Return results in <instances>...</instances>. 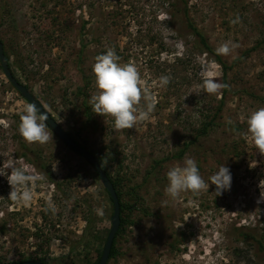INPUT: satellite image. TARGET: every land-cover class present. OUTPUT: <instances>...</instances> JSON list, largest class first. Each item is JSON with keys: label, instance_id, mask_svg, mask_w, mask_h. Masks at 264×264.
Returning <instances> with one entry per match:
<instances>
[{"label": "rangeland", "instance_id": "1", "mask_svg": "<svg viewBox=\"0 0 264 264\" xmlns=\"http://www.w3.org/2000/svg\"><path fill=\"white\" fill-rule=\"evenodd\" d=\"M176 1L0 0V39L19 82L68 134L111 160L108 167L122 180L124 202L133 203L128 193L142 185L132 223L118 239L120 254L109 264H264V254L236 236L244 227L264 233V155L232 130L241 125L245 132L247 116L264 107V0H188L191 19L215 50L227 41L239 45L221 55L223 60H242L228 72L230 91L219 125L183 158L156 166L192 141L223 93L201 90L205 78L222 83V68L195 46L183 16L172 7ZM108 48L120 63L138 67L155 98L150 117L132 129L116 130L112 117L96 115L89 104L97 92L92 65ZM161 76H170V83L160 86ZM85 99L92 110L89 124ZM28 104L0 69V173L10 174L7 167L14 164L44 177L29 183L32 200L24 204L9 197L7 175L0 174V227L8 223L7 234L0 235V258L9 262L39 254L53 264H85L86 256L94 261L112 227L111 202L90 166L51 129L53 140L44 144L20 136ZM188 158L206 182L224 164L230 188L216 195L210 184L199 194L166 196L167 171ZM48 201L55 213L45 210ZM91 213L99 239L87 248L82 238Z\"/></svg>", "mask_w": 264, "mask_h": 264}, {"label": "clouds", "instance_id": "2", "mask_svg": "<svg viewBox=\"0 0 264 264\" xmlns=\"http://www.w3.org/2000/svg\"><path fill=\"white\" fill-rule=\"evenodd\" d=\"M237 21H233L236 23ZM238 44L227 41L221 44L216 52L218 55H229ZM121 58L113 48H108L104 54L95 57L92 65V72L95 78L96 94L92 95L89 104L96 115L101 117H112L114 128L118 131L132 129L139 122H143L150 117L155 110V98L149 88L143 86L140 71L134 63H120ZM170 76L159 78L160 86L170 83ZM227 85L220 83L215 78H205L201 85V90L209 95L218 94ZM48 115L41 113L35 104H28L20 117L18 131L20 136L29 144H44L53 140V133L48 131ZM229 124L232 121H228ZM247 129L241 133L245 138L252 141L257 151L264 155V107L252 111L246 118ZM11 173L7 175L11 192L9 197L18 203L28 204L32 200V192L29 183H35L43 179V176L29 175L23 167L14 164L8 165ZM166 177L168 184L164 191L165 195L176 200L181 193L191 192L199 194L208 191L209 185L216 186V195L222 190H227L231 185V173L229 168L220 165L218 170L206 182L201 176L197 162L188 158L183 166L170 168ZM46 211L55 213L56 207L48 201ZM102 215L103 213L100 212Z\"/></svg>", "mask_w": 264, "mask_h": 264}, {"label": "trees", "instance_id": "3", "mask_svg": "<svg viewBox=\"0 0 264 264\" xmlns=\"http://www.w3.org/2000/svg\"><path fill=\"white\" fill-rule=\"evenodd\" d=\"M188 3H189L188 0H179V1L173 2L172 3V7L176 8L177 11L183 16V19H184L183 22H184L189 34L192 37L195 38V46L197 48H199L203 53L212 56L213 59L215 60V62L218 63V65H220V67L222 68V72H223L222 83L227 85V87L223 89L222 99L220 101V104L217 106L216 110L213 111V113L211 115H207L206 120L197 129L196 135L194 136L192 141L190 143L186 144V147L183 148L182 150H180L179 153L174 154V155H172L170 157L164 158L162 160L156 161V166H160V165L170 161L171 159H181V158H183L185 153L187 152L186 151L187 148H190L191 145L195 144L200 138L208 137L210 135L211 131L219 125L218 120H219V118L221 116V113H222V110H223V106L225 104V98H226V96L228 95V93L230 91V89L228 87V72L235 65H237L238 62H240L242 60V58L236 59L232 64H229L228 62L223 60L221 55L217 54L216 50L210 45L209 40L207 39V37L203 34V32L196 26V24L191 19L190 11H189V4ZM174 12H170V13H168V15L173 18V17H175V13ZM4 49H5V46H4ZM5 54H6L8 63L10 65V68L12 69L11 57L8 54V52L6 51V49H5ZM0 69L3 71L1 63H0ZM12 72H13V70H12ZM80 72H82V71H80ZM13 74L16 77L15 72H13ZM82 74H83L84 78H86L85 74L83 72H82ZM18 81H20V80L18 79ZM12 87L17 91V93H19V95L21 96V98L23 100L28 102L13 85H12ZM27 88L30 89L28 86H27ZM262 100L264 101V98H262ZM83 106H84L85 115H86V124H89L91 122V120H92V110H91V107L88 104L86 99H85V101L83 103ZM48 128L51 129L49 124H48ZM232 130H233V132H238L240 134V133H242L243 128H242L241 125L232 126ZM69 135L81 147L89 150L97 158V160L99 161V163L102 166L103 170L107 173V175L111 179L112 183L114 184V187L116 188L118 196H119V199H120V203H121V227H120V230L117 233V236H116L115 241H114V245H113L112 252H111V257H110V260H109V262H110L111 260L116 259L118 257V255L120 254V250L118 248V239H119L120 236L125 234L127 226L132 223V221L129 219V217L137 209V202L140 199L139 191L141 190L142 185L135 186L129 191L128 195L130 196V198L133 199V203L124 202V199H123L124 197H123V192H122V187H123L122 186V184H123L122 180L120 179L119 175L114 177L112 175V173L110 172V169L108 167V162L111 161V160L108 157H106L104 155H101V153H99V152L95 151L94 149H92L91 146L89 145V143H87V141H85L84 143H81L72 134H69ZM75 154H77L79 157H81L83 160H85L78 153H75ZM23 156H24V158L27 161L35 164L34 161L27 155V153H24ZM85 162L90 166L91 175L94 178H96L98 180H101L99 175H98V173H97V171H96V169L91 165V163H89L87 160H85ZM42 168L43 169L45 168L44 165H42ZM155 169H156V167L153 168V170H155ZM152 172L151 171L149 172L148 176L145 179V182H147V180L149 179V176L151 174H153ZM105 192H106V194H107V196H108V198H109V200L111 202V206H112L113 213H114L113 200H112L109 192L106 189H105ZM86 222H87V227H86V230H85L86 233L84 234L85 236H83V238H82V242L86 240L84 242L85 247L91 248V246L94 244V242H97V240L99 239V234L98 233H94V230H93L94 225L96 223V219H95L94 213H91L89 215V217H87ZM7 232H8V223L5 222L0 227V235H6ZM236 236H237V241L241 242L242 244H245L246 246L250 245V246L254 247V249H256V251H257V253H256L257 255L264 254V233L260 234L258 231L254 230V229H250V228L244 227V228H237ZM34 237L37 240L42 238V234H40V230H39L38 233L34 234ZM106 240L107 239L105 238V241H104L105 243H106ZM42 241H43V239H42ZM103 249H104V247L98 249L97 258L94 261H91V259H89L86 256L84 258L85 264H98L100 262L101 257H102ZM25 261H40V262H43V263H46V264H53V262H51L48 259L47 255H39V254H36V255H24L22 257V259H20L18 261H9V262L4 261V259L0 258V264H15V263H20V262H25ZM109 262H108V264H109Z\"/></svg>", "mask_w": 264, "mask_h": 264}, {"label": "water", "instance_id": "4", "mask_svg": "<svg viewBox=\"0 0 264 264\" xmlns=\"http://www.w3.org/2000/svg\"><path fill=\"white\" fill-rule=\"evenodd\" d=\"M0 63L3 68V72L9 82L21 93V95L29 102V104H35L37 108L41 111V113L46 112L48 115L47 123L49 124L52 131L55 135L61 139L73 152L78 153L81 155L85 160H87L91 165L96 169L105 189L109 192L113 204H114V213L112 216V227L108 238L106 240L103 254L98 264H108L112 248L114 245L115 238L117 233L121 227V203L114 184L112 183L111 179L107 175V173L103 170L102 166L100 165L97 158L87 149L81 147L74 139L62 128V126L52 117L50 113L44 108L41 102L30 92V90L20 83L18 79L14 76L12 69L8 63L4 44L0 39ZM15 264H46L40 261H25Z\"/></svg>", "mask_w": 264, "mask_h": 264}]
</instances>
